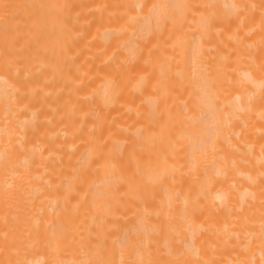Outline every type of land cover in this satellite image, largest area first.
Listing matches in <instances>:
<instances>
[{"label":"bare ground","instance_id":"bare-ground-1","mask_svg":"<svg viewBox=\"0 0 264 264\" xmlns=\"http://www.w3.org/2000/svg\"><path fill=\"white\" fill-rule=\"evenodd\" d=\"M0 264H264V0H0Z\"/></svg>","mask_w":264,"mask_h":264}]
</instances>
